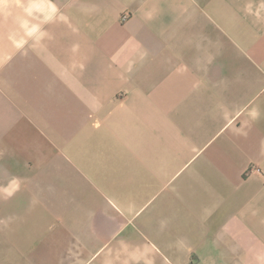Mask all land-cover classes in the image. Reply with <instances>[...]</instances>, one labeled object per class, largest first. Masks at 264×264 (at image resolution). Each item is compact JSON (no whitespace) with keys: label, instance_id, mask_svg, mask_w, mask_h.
I'll return each instance as SVG.
<instances>
[{"label":"crops","instance_id":"0c3cea01","mask_svg":"<svg viewBox=\"0 0 264 264\" xmlns=\"http://www.w3.org/2000/svg\"><path fill=\"white\" fill-rule=\"evenodd\" d=\"M0 264H264V0H0Z\"/></svg>","mask_w":264,"mask_h":264},{"label":"built area","instance_id":"2783aa9c","mask_svg":"<svg viewBox=\"0 0 264 264\" xmlns=\"http://www.w3.org/2000/svg\"><path fill=\"white\" fill-rule=\"evenodd\" d=\"M126 18H127V14L122 17L123 20L126 19Z\"/></svg>","mask_w":264,"mask_h":264},{"label":"rangeland","instance_id":"374dc122","mask_svg":"<svg viewBox=\"0 0 264 264\" xmlns=\"http://www.w3.org/2000/svg\"><path fill=\"white\" fill-rule=\"evenodd\" d=\"M126 15V14H125ZM123 17V16H122ZM127 17H128V15H127ZM127 19V18H126ZM123 20V19H122Z\"/></svg>","mask_w":264,"mask_h":264}]
</instances>
